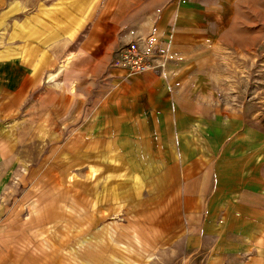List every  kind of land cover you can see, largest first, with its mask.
Here are the masks:
<instances>
[{
  "label": "crops",
  "instance_id": "0c3cea01",
  "mask_svg": "<svg viewBox=\"0 0 264 264\" xmlns=\"http://www.w3.org/2000/svg\"><path fill=\"white\" fill-rule=\"evenodd\" d=\"M76 1L80 14L74 3L54 9L60 26L39 7L38 27L25 18L0 48V193L21 167V183L40 169L65 176L50 187L54 208L38 206L40 182L4 208L0 264H264V178L236 87L238 58L264 66V0ZM129 43L149 54L145 72L109 67ZM76 52L94 67L71 85L59 124L70 131L31 164L20 150L29 135L15 144L14 124L28 126L24 104L54 82L52 59ZM62 221L86 224L71 235L82 248L44 232ZM110 223L131 225L133 248L109 238Z\"/></svg>",
  "mask_w": 264,
  "mask_h": 264
},
{
  "label": "rangeland",
  "instance_id": "374dc122",
  "mask_svg": "<svg viewBox=\"0 0 264 264\" xmlns=\"http://www.w3.org/2000/svg\"><path fill=\"white\" fill-rule=\"evenodd\" d=\"M54 2L55 0H0V48L5 44L6 32L9 28L21 26L25 18L26 20L29 19L31 26L35 28L38 27L39 22L37 15L39 7H41L42 16L46 19V22L54 26H60V22L57 23L54 21V9L60 11L61 7L70 6L74 3V8H72L73 11H76L78 8L79 14L83 12V10L79 12L80 4H78L76 0H57L55 5L53 4ZM86 18L85 16L84 20H86ZM80 19L83 18L78 16L77 21H80ZM82 22L83 20L78 23L81 24ZM85 35V29H83L77 36L78 41L84 40ZM254 35H256V33H254ZM80 56L81 54L78 52H76L75 55L66 53L61 58L52 59L51 69L46 67L44 76L48 72L60 69L54 82H41L39 87L35 89L24 104L21 121L23 120L28 126L23 127L21 122L18 124L15 122L14 124L13 132L15 144H17V137L24 135L26 138L27 134L29 135V144H24L22 147L23 149L20 150L25 154L24 158H28L31 164L36 162L34 159L38 156V153H41V151L46 152L49 148H52V144L49 143L50 141L60 139L70 131L69 127H59V124L60 122L65 124V121L69 117L68 96L71 91V85H75L84 80L87 73L91 72V69L94 67L93 65L86 64L85 60L81 59ZM238 60L239 63L236 68L238 80L236 82V87L241 94L240 98H245L246 96L248 100L244 121L249 126L248 128H252L254 132L255 147H253V151L258 155L255 162L259 164L260 174L264 178V66L261 65L260 59L256 57L251 65H245L246 59L238 58ZM55 82H57V84ZM55 121L57 122V127H55ZM240 136H243V139H245V132H241ZM247 146L246 144H239V150H245L248 148ZM21 169L19 168L15 171L6 189L0 193V215L4 211V208L8 207L9 209L11 205L19 199L26 188L28 189L34 183L39 182L37 194L41 196V198L39 199L38 206H42L46 203L47 206L54 208L49 202L55 204L57 199L53 198L54 192L50 190V187H54L61 178H63V182L65 176L59 175L57 171L52 169L49 173L48 169H40L42 176L39 177V180L36 177L21 183L17 179V175L21 172ZM28 194L32 195L34 193L30 191ZM67 196L69 195L67 194ZM85 200L86 198H82L78 193L79 204H84ZM61 211L67 214L68 209L65 208L64 203L61 204ZM58 212L59 207L57 205L56 211L52 214L57 216ZM83 217L84 208H81V205H79L78 218ZM115 220L118 222L120 221L117 218ZM61 223L62 224H48V230L46 229L44 232L51 234V236L61 244L60 247L62 249L67 250L76 243H78L77 248H82L83 245L79 244L80 240L71 238V235L78 233L79 237L84 236L86 224L81 223L75 228V226L65 224L63 221ZM95 227L98 226L96 225ZM124 228L117 224L112 225V223H110L107 235L109 238H112V236L116 234L122 235L125 237V247L133 248V245L131 246L133 242L128 241L126 238L127 233L129 231L132 232L131 225L124 226ZM26 231L27 228L24 229V232ZM58 238L60 240H57ZM117 245L118 242L113 247H117ZM145 261L146 260L143 258V264Z\"/></svg>",
  "mask_w": 264,
  "mask_h": 264
},
{
  "label": "built area",
  "instance_id": "2783aa9c",
  "mask_svg": "<svg viewBox=\"0 0 264 264\" xmlns=\"http://www.w3.org/2000/svg\"><path fill=\"white\" fill-rule=\"evenodd\" d=\"M148 58V53L143 52L136 44L129 43L112 54L109 67L123 69L128 74H139L148 69Z\"/></svg>",
  "mask_w": 264,
  "mask_h": 264
}]
</instances>
